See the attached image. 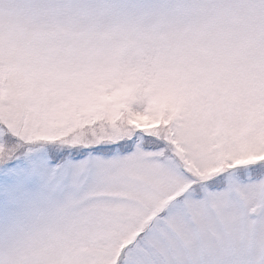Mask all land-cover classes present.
Returning <instances> with one entry per match:
<instances>
[{
    "label": "snow or ice",
    "instance_id": "1",
    "mask_svg": "<svg viewBox=\"0 0 264 264\" xmlns=\"http://www.w3.org/2000/svg\"><path fill=\"white\" fill-rule=\"evenodd\" d=\"M0 264H264V0H0Z\"/></svg>",
    "mask_w": 264,
    "mask_h": 264
}]
</instances>
